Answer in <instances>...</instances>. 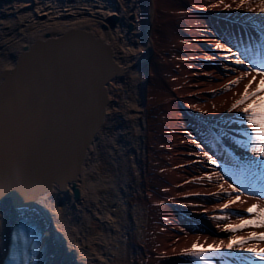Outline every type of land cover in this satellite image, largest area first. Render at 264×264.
Returning a JSON list of instances; mask_svg holds the SVG:
<instances>
[{
    "label": "bare ground",
    "instance_id": "bare-ground-1",
    "mask_svg": "<svg viewBox=\"0 0 264 264\" xmlns=\"http://www.w3.org/2000/svg\"><path fill=\"white\" fill-rule=\"evenodd\" d=\"M238 4L239 0L6 1L9 11L0 10V73L13 67L25 46L58 38L72 28L101 38L122 73L105 85L103 116L88 141L83 139L81 157L69 149L62 156L46 149L59 138L48 102L35 113L37 131L23 143V136L16 139L15 148L23 155L25 142L37 147L31 149L37 169H20L28 181L41 174L48 177L66 163L60 174L69 180L63 188L54 181L36 195L30 193L47 188L43 178L31 183L32 191L18 188L16 180L9 193L0 187L9 195H0V261L14 222L24 218L33 220L39 230L40 264H202L181 253L194 243L204 247L227 243L232 233L224 227L235 226L239 217L248 218L245 210L250 205L264 207V199L244 193L221 212L227 196L238 194L228 185L239 189L252 180L264 183V178L256 177V169L264 171V165L240 168L231 160L239 167L231 176L205 155L217 161L214 155L226 157L228 147L248 161L256 158L241 144L248 125L240 122V109L228 112L252 76L229 90L225 85L244 71L243 65L233 63L237 58L233 52L246 62L260 60L252 40L261 38L263 53L264 14L248 11L258 9V3ZM254 24L259 25L257 30ZM72 76L81 82L80 92L88 91L86 78ZM258 82L259 77L252 88ZM95 92L92 82L93 102ZM25 115L23 121L17 116L29 132ZM202 120L210 123L209 129ZM216 127H225L227 135ZM42 136L47 144L41 146ZM12 142L9 137L0 145V161H5L1 165L18 161ZM5 145L7 153L2 150ZM74 168L77 174L71 178ZM4 177L0 167V180ZM17 194L21 202L28 201L26 208ZM253 231L264 229L245 228L235 235L246 238ZM223 252L231 256L230 262L220 256ZM206 255L212 257L211 264L258 262L238 248Z\"/></svg>",
    "mask_w": 264,
    "mask_h": 264
},
{
    "label": "water",
    "instance_id": "water-1",
    "mask_svg": "<svg viewBox=\"0 0 264 264\" xmlns=\"http://www.w3.org/2000/svg\"><path fill=\"white\" fill-rule=\"evenodd\" d=\"M109 20L113 21L114 18ZM93 35L91 32L72 28L58 38L47 37L45 40L34 41L29 48L26 46L22 48L11 69L0 73V116L3 120L0 122V145H3V140L12 137L14 139L12 146L18 158L15 163L10 160L4 165L0 164L5 175L0 180V187L5 186V192L9 193L10 188H14V180L17 181V185L19 184L18 188L32 191L31 183L43 178V185L47 188L30 193L34 195L48 190L50 185L55 183L54 181L63 188L69 180H62L60 174L67 166L66 163L62 168L52 170L48 177L47 174H41L34 180L28 181L24 174H21L20 169L24 171L37 169L33 163L34 160H31L34 157L31 149L37 150V147L25 142L23 155L24 151L19 152L15 145L16 139L23 136V143L27 136L29 138L37 131V127L33 125L35 113L38 106L48 102L47 105H51L50 114L54 117L52 125L59 133V138L53 143V148L47 145L46 149L52 155L62 156L69 149L71 153L77 151L78 157L82 156L85 139L88 141L90 135L98 128V123L103 116L107 101L105 85L111 77L122 73V68L112 57L110 47L101 38H95ZM74 38L79 40L74 42ZM62 66L64 69L61 68ZM74 73H79L81 77L86 78L88 91L83 93L79 91L77 87L81 82L77 81V76H72ZM92 82L96 89V92L92 94L94 102L91 96ZM62 94L65 95L62 96ZM95 105L98 106L96 110L93 109ZM25 113V119L30 125L29 132L24 130L18 119L19 116L23 121L22 117ZM41 126L44 127V124L42 123ZM42 138L41 146L47 144V137L42 136ZM75 146H78V149ZM4 147L2 150L6 149L7 153V146ZM3 162L5 161H0V163ZM77 170V168L71 169V178H74ZM73 191L77 197L78 191L75 188ZM0 195L9 196L1 191ZM20 196L17 194L16 199L27 206L28 201L21 202Z\"/></svg>",
    "mask_w": 264,
    "mask_h": 264
},
{
    "label": "snow or ice",
    "instance_id": "snow-or-ice-1",
    "mask_svg": "<svg viewBox=\"0 0 264 264\" xmlns=\"http://www.w3.org/2000/svg\"><path fill=\"white\" fill-rule=\"evenodd\" d=\"M246 3H258V9L248 8V11H259L260 14H264V0H239L237 7L243 6ZM228 7V5H225ZM217 47H220L217 44ZM231 51V49H229ZM232 55L237 57L233 60L234 64L243 65L244 71L242 75L235 80L230 81V85H225V90H229L230 86L239 84L243 79L249 75L252 78L244 86V91L240 94L239 99L228 109V112L239 108L240 109V122L247 124L248 129L244 132L246 140L242 141L243 147L248 149L254 154L255 159L249 160L246 164L238 165L240 168L252 169L257 164L264 165V60H252L246 62L244 59L239 58L238 54L233 52ZM259 77V82L255 88H252V84ZM251 89V90H250ZM196 143V141H193ZM199 146V145H197ZM207 159L213 164L217 161L213 159L211 155H208ZM218 179H223L217 173ZM211 180V177H208ZM232 192L238 193L235 197L228 195L227 203L221 205V212L227 210L230 205L240 201V196L244 194V188L233 187L228 185ZM223 191V188L221 189ZM253 192L257 193V198L264 197V183L259 184L258 188H253ZM248 218L239 217L240 222L235 226L229 225L223 228L224 231L232 233L228 242L220 241L219 244L208 245L207 247L194 243L191 248L185 249L181 254L193 258L195 261L202 262V264H211V256H207L206 253H217L221 251H231L234 248L241 249L243 252L249 253L254 257L255 261L264 264V247H258L257 245L264 243V232H250L245 237H237L235 234L245 228H259L264 229V207L258 204H252L246 208ZM217 220L226 219L225 216L214 217ZM251 242V243H250ZM35 246H33L31 254H35ZM15 259V257H13Z\"/></svg>",
    "mask_w": 264,
    "mask_h": 264
},
{
    "label": "rangeland",
    "instance_id": "rangeland-1",
    "mask_svg": "<svg viewBox=\"0 0 264 264\" xmlns=\"http://www.w3.org/2000/svg\"><path fill=\"white\" fill-rule=\"evenodd\" d=\"M6 1H9V0H0V10L1 9H5V11H9V9H7L6 6H5L6 5ZM1 5L5 6V7L2 8Z\"/></svg>",
    "mask_w": 264,
    "mask_h": 264
}]
</instances>
